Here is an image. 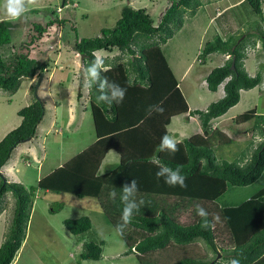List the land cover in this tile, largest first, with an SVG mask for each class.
Returning <instances> with one entry per match:
<instances>
[{"label":"rangeland","instance_id":"obj_1","mask_svg":"<svg viewBox=\"0 0 264 264\" xmlns=\"http://www.w3.org/2000/svg\"><path fill=\"white\" fill-rule=\"evenodd\" d=\"M169 1L37 0L36 4L30 7L29 12L16 21L10 20L3 12H0V22L7 21L12 34V44L8 47L15 46L22 54L29 51L26 46L32 40V35L37 36V33H34V24L46 26L50 20H58V18L72 20V23L62 27L55 25L44 34L40 42L32 46L36 49L32 56L40 62L48 63L51 70L43 74L38 90L40 99L46 104V115L38 127L35 138L20 144L15 149L11 161L1 170L8 182L20 183L28 190L40 187L38 180L41 177L59 169L60 165L66 166L67 161L81 154L85 148L92 146L96 139L101 137L98 123L93 115V107L96 105L91 101L90 88H84L83 98H78L79 86L83 84L84 64L83 58L73 49L76 39L78 37L80 39L96 38L101 35L102 30L114 28L121 17L122 9L128 5L135 9H147L155 26H158L162 15L169 7ZM242 1L245 0H197L190 9L186 10L182 27L174 29L173 37L158 48L156 54L161 57L157 55L161 60L155 62L154 56L149 57L150 63L154 62L152 69L156 68L160 80L163 78L162 86L157 93L161 96L166 92L170 94V98H166L168 101L166 106L173 108L175 112L173 117L169 120L167 116H171L170 114L164 117L165 127L164 119L163 122L161 120L159 126L161 134L151 135L145 126L138 131L134 128H130L132 131L127 129L129 130L128 140L136 141L142 133V139L139 137L138 143L140 147L135 150L139 151L128 152L126 156L130 162L135 163H131L130 171L121 173L118 187L115 181L109 182V185L102 184L104 193L101 199L97 198L95 193H89L90 190L86 188L90 189L93 183L87 182L86 179L81 180L85 186L78 184L76 187L83 188L84 190H78V192L88 196L82 200L68 194L70 192L66 190L61 195L45 190L39 191L34 201L27 238L12 264H176L189 258L206 260L216 258V255L201 242L189 246L172 244L164 250L148 255L127 254L130 247L136 246L148 236L146 232L129 225L122 235L116 231V225L121 222L124 207L120 199L122 187L126 182L130 183L136 178L139 188L136 199L137 201L143 200L144 204L141 205L139 211L134 212L133 216L149 218L158 216L164 211L176 223L189 226L197 223L201 218L196 212V205L199 204L207 209L212 220L215 216L219 217L218 221H213L215 223L213 232L219 248L229 250L234 247L233 236L222 216V204L217 201L221 193L219 190L212 191L213 186L217 189L216 184H211L209 178L196 177L194 181H188L190 185L185 182L186 187L169 186L164 183L163 178L158 180L156 177L158 167L161 166L156 159L152 158L153 161L149 162L145 159L153 157L157 151L156 145L155 147L154 144L152 147L149 146L152 136L158 139L159 143L165 133L174 136L178 140L179 149L175 153L183 154L185 138H191L197 134H199L197 137L203 135L200 121L195 116L188 115V112L204 110L210 103L222 97L221 88L217 93L209 91L206 79L214 69L221 67L220 61L223 59V54L214 53L206 59V63H203L200 58L201 52L208 42H214L218 36L228 40L240 34L242 37L239 43L243 42L244 49L249 46L246 50L248 59L246 62L248 61L250 65L249 73L254 76L261 74L263 82L253 90L243 91L241 102L216 122V126L234 142L232 145L220 146L217 151V160L243 166L252 159V149L258 145L253 140L258 133L254 128V121L237 125L230 120L251 110H257L259 115L264 116V42L262 39L264 36V0H262V16L253 14L249 5L231 7L236 3L239 5ZM64 2H67V6H64ZM229 7L233 8L230 17L226 20L229 23H220L214 19L218 14L229 10ZM257 41L260 42L259 48L256 46ZM23 44H26L25 49L20 50ZM43 51L46 52L44 55H42ZM100 54L102 57L106 56L103 53ZM115 55L120 56V53H113L111 56ZM128 58L129 56L125 55L118 63H127ZM122 67H106L107 71L103 74L110 81H116L122 75L124 68ZM40 78L38 75L33 79L24 78L16 93L0 90V142L21 125L22 118L18 114L19 111L38 100L35 88ZM141 98L142 101L137 99V104L141 102L137 105L138 112H135L133 106H127L125 121L127 125L133 123L136 116L142 115L145 107L143 103L150 102L148 93L145 95L142 93ZM98 109L96 106L95 111ZM120 109L124 110V107L121 105ZM158 117L152 120L157 121ZM196 142L199 143L198 140ZM123 151L117 152L115 148L107 151L104 154L105 158L97 162L100 170L98 176H102L103 170L111 164L122 163L120 167L124 168L127 160L122 158ZM173 154L163 151L160 157L179 162L180 160ZM81 158L82 156H78L72 165L69 164L70 176L68 178H60L67 174L66 171L60 170L58 173L60 176L55 179L66 183L73 177L72 175H84L81 172L87 169L89 163H82ZM73 165H76L74 171L71 169ZM95 175L97 177V174ZM79 182V178H73L72 183ZM58 187L63 188L60 183ZM224 188H227L224 194V204L243 203L264 190V173L251 186L231 187L226 184ZM108 191H110L109 197H105ZM112 192L116 193L115 198L110 195ZM104 197L105 200H103ZM14 209L15 199L9 192L6 194L3 208L0 211V246L10 232ZM84 216L92 221L91 231L81 236L72 235L65 228L64 221ZM100 232H103V236L98 234ZM89 242L104 243L100 261L81 258L84 245ZM219 259H222V254Z\"/></svg>","mask_w":264,"mask_h":264},{"label":"trees","instance_id":"obj_2","mask_svg":"<svg viewBox=\"0 0 264 264\" xmlns=\"http://www.w3.org/2000/svg\"><path fill=\"white\" fill-rule=\"evenodd\" d=\"M195 1L197 0H170L169 7L162 15L161 23L158 26H155V22L147 9H135L128 5L122 9L121 17L114 28L102 30L101 35L96 38L80 39L78 37L76 39L73 49L81 57L84 56L82 59L84 68L92 63L94 59L92 56L93 51L99 50L100 53L106 55L103 56L104 58L106 57V67H124H122V75L115 82L122 87L126 86L125 88L127 89L126 96L123 102L120 103L124 107V110H122L120 109L121 105L116 103L111 105L103 102L98 103L96 100L99 95L97 87L93 85L90 88L91 101L99 108L98 111H95L96 106L93 107V115L98 123V131L99 135L101 133V137L97 138V141L90 147L86 158L81 159L82 163L87 160L90 165L88 169L82 172L84 176L72 175L73 177L68 182L63 183L62 180L55 179L60 176L58 174L60 170L67 172L66 175H62L63 177L60 178H68L70 176L68 169L62 168L56 170L49 179L38 182L40 187H33L30 190L20 183L8 182L2 176L1 170L11 160L15 149L20 144L27 142L30 138H35L38 127L46 115V104L40 99L19 111L18 114L22 118L21 125L0 142V211L3 208L7 193L10 192L15 199L11 229L0 246V264H12L23 246L27 238L34 199L39 191L45 190L46 192L61 195L66 190L70 192L68 194L82 200L88 198V196L78 192V190H84L83 188L76 187L78 184L80 186L81 184L84 185L81 180L86 179L87 182L93 183L90 189H86L90 190L89 193H95V196L101 199L105 183L109 185V182L115 181V185L118 187L121 173L130 171L131 163H135L134 161L130 162L126 156L128 152L136 153L139 151L135 150L140 147L138 143L142 139V133L139 136L140 139L137 137L136 141L134 139L128 140L127 134L129 130L127 129L134 128L135 131H138V129L145 126L149 129L151 135L161 134L159 131L161 120L163 122L167 114L171 115L167 116V120L171 119L175 112L173 108L166 106L168 103L166 98H170V94L166 92L165 95L161 96L157 93V90L162 86L161 80L163 78L160 80L156 68L152 69L154 62L150 63L149 57L154 56L155 62L161 60L159 59L160 56L156 54L157 50H159L158 48L173 37L174 29L182 27L186 10L190 9ZM245 3L251 7L253 14L263 15L262 0H246ZM64 6H67V2H64ZM232 11L233 8L223 12L220 11L222 13L219 12L220 14L215 16L214 19L220 23H229L226 20L230 17ZM68 23H72V20L58 18V20H50L46 26L34 24V33H37V36L35 34L32 35L30 43H27V46L26 44L21 46L20 50L25 49V46L29 50L27 53L22 54L15 46L8 47L12 44L10 26L7 21H1L0 50H4V52L0 51V90L16 93L24 78L33 79L36 75L40 78L41 74L51 72L48 63L40 62L32 56L36 50L32 46L40 42L44 34L55 25L62 27ZM73 28L77 32L75 24H73ZM241 37L240 34L224 40L218 36L214 42H208L201 52L200 58L203 63H206V59L214 53L220 52L231 56L224 66L214 69L206 79L209 91L217 93L220 86L230 78L224 86V97L212 102L206 109L195 110L190 114L196 116L200 121L203 135L197 137L199 136L197 134L183 140L185 152L183 154H180V152L173 154L180 160V163L160 157L163 151L158 149L159 140L152 136L149 146L152 147L154 144L155 147L156 145L157 151L153 157L145 159L148 162L153 161L151 160L152 158L156 159V162L161 166L172 168L181 166L182 174L186 177L185 182L188 185H190L188 181H194L196 177L209 178L211 184H216L217 189L213 186L212 191L219 190L221 193L217 197V201L222 204V216L233 236L234 247L229 250L219 248L213 228H205L202 218L193 225L184 226L176 223L168 214L162 211L155 217H132L129 226L146 232L148 236L136 246L130 247L127 254L139 253L148 255L155 251L164 250L172 244L189 246L193 243L201 242L216 255V258L212 260L189 258L176 264H228V261L232 258L239 259L240 264H264V190L240 204L228 205L223 202L225 199L224 194L227 190V188H224L226 184L231 187H248L262 177L264 173V143L258 144L254 150L252 149V159L244 166L217 160V151L220 146L231 145L234 142L224 131L222 132L216 126V122L241 102L242 90L250 91L255 89L261 84L263 79L260 74L252 77L247 72L244 64L246 49L243 47V42L239 43ZM262 39L264 42V36ZM118 52L121 57L118 55L111 56L113 53ZM45 53L43 51L42 55ZM122 54L123 56H129L127 63H118L123 58ZM234 60L235 70H232L231 67ZM102 75L106 76L103 73ZM83 88V84H80L79 99L83 98ZM142 93L144 95L145 93L150 94V102L148 104L143 103L145 107L142 115L136 116L135 121L127 125L124 120H121V116H126L128 112L127 106H133L135 112H138L137 105L141 102L137 104V99L142 101ZM136 94L138 95L134 96ZM130 98L131 100H129ZM153 105H161L164 111L162 113L152 111L149 114L148 109ZM156 116H159V120L153 121L152 119ZM232 121L237 125L254 121L255 130L264 137V116L259 115L257 110L245 112L237 118H232L230 122ZM124 122L125 124H123ZM164 123L165 127L166 123ZM130 131L132 130L130 129ZM112 148H115L117 152L124 150L122 158L127 160V162L125 161L124 168L120 167L122 163L106 166V169L103 170V175L98 176L100 170L97 162L101 161L102 158L104 159V154ZM131 148L135 149L132 150ZM150 149L152 150V148ZM75 168L76 165L71 166L72 171ZM95 174H97V177ZM74 177L79 178L80 182L72 183ZM59 183L64 189L58 187ZM222 185L224 186L222 187ZM109 192L106 193L105 197L108 196ZM105 197L103 200H105ZM208 220L213 221L210 216ZM64 226L72 235L81 236L91 231L92 221L87 216L75 220L67 219L64 221ZM103 245L104 243H86L81 258L83 260L100 261L103 254ZM221 254L222 259H219Z\"/></svg>","mask_w":264,"mask_h":264},{"label":"clouds","instance_id":"obj_3","mask_svg":"<svg viewBox=\"0 0 264 264\" xmlns=\"http://www.w3.org/2000/svg\"><path fill=\"white\" fill-rule=\"evenodd\" d=\"M36 2L37 0H2V2H0V12H3V14L7 16L10 20L16 21V20L23 18L29 12L30 7L35 5ZM256 46L257 48L260 47L259 41H257ZM92 56L94 57L92 63L89 66L82 69L84 88H91L93 87V85L97 87L99 91V95L96 97V100L98 103L103 102L109 105L113 103H116V104L122 103L126 96L127 89L125 87H122L120 84L116 83L115 81H110L106 76L102 75V73L107 71V68L105 64V58L101 56L99 50L93 51ZM229 80L230 78L227 79L223 83L224 86ZM222 89H223L222 97H224L225 95L224 88ZM242 91H245V90H242ZM38 96H39V93H38ZM152 111H157V112L162 113L164 109L161 105H153V106H150L148 109L149 114H151ZM32 140L33 138H30L28 141H32ZM253 140H254V143H257V144L264 143V137H262L259 133H257L253 137ZM256 147H254L253 150ZM158 149L160 151H167L169 153H175L179 150L178 140L174 136H171L165 133L160 139V144L158 145ZM156 177L158 180L163 178L164 183L169 186L179 185L180 187H186V184H185L186 177L182 174L181 166H178L176 168H172L169 166H159L156 172ZM138 191H139L138 183L135 179H132L130 183L126 182L122 187V194L120 196V199L122 203L124 204V207H123V211L121 215V222L116 225V231L120 233L121 235L124 233L127 226L131 223V219L133 217L134 212L139 211L141 205L144 204L143 200L137 201L136 199V194ZM110 195L113 198H115L116 193L112 192ZM196 212H197V215L204 220L203 226L205 228H214L215 223L213 221L219 220V217L215 216L213 217V221H209L208 217L210 216V213L207 211V209H205L203 206L199 204L196 205ZM98 234L103 236V232H100ZM228 264H240V260L237 258H232L228 261Z\"/></svg>","mask_w":264,"mask_h":264},{"label":"crops","instance_id":"obj_4","mask_svg":"<svg viewBox=\"0 0 264 264\" xmlns=\"http://www.w3.org/2000/svg\"><path fill=\"white\" fill-rule=\"evenodd\" d=\"M246 1V0H245ZM245 1H242L239 5H238V3H236V4H233L231 7H233L234 6V8L235 7H237V6H241V5H248L247 3H245ZM237 5V6H236ZM231 7H229V8H231ZM250 7V6H249ZM251 8V7H250ZM249 47V46H248ZM248 47H246V50H247V48ZM249 55V54H248ZM230 59V55L229 54H224L223 55V59L220 61V64H221V66H224L225 64H226V62L228 61ZM246 60H248L247 59V55H246V59H245V61H244V64H245V67L247 68V71H248V73H249V70H248V68H249V64L246 62ZM259 71V70H258ZM253 72V71H252ZM249 75H250V73H249ZM261 75V74H260ZM250 76H252V77H254V75L252 74V75H250ZM256 76V75H255ZM263 78V77H262ZM262 82H263V79H262ZM222 88H224V84L221 86V96H223V89ZM180 89H181V87H180ZM243 92V91H242ZM242 92H241V94H242ZM220 99V98H219ZM185 100H186V102H187V99H186V97H185ZM187 104L189 105V103L187 102ZM211 104V103H210ZM209 104V105H210ZM208 105V106H209ZM207 106V107H208ZM235 108V107H234ZM192 111H195V110H191V111H189L188 112V115H190L191 113H192ZM192 116V115H191ZM196 117V116H195ZM124 118V119H123ZM126 116L125 117H123V116H121V119H123L124 121H126ZM197 118V117H196ZM121 121V120H120ZM123 124H125V122L123 123ZM96 141H97V139H96ZM95 141V142H96ZM94 142V143H95ZM93 143V144H94ZM91 147V146H90ZM90 147H87V148H85L84 149V151L81 153V154H79V155H76V156H74V157H72L71 158V160H69V161H67V165L66 166H62V165H60V167H59V169H62V168H69V164L71 163V165H72V163H74L73 161H75V159L78 157V156H82V158L81 159H85L86 158V155L88 154V150L90 149ZM29 150V149H28ZM174 157H176V156H174ZM88 163V161L87 160H84V164H87ZM62 166V167H61ZM88 167H90V165L88 164V166H87V169H88ZM59 169H57V170H59ZM56 172V170L54 171V172H50L48 175H46V176H43V177H41V179H39L38 180V182L39 181H43V180H47V178L49 179V177L50 176H52L54 173ZM82 173V172H81ZM77 175V174H76ZM77 176H81V174H79V175H77ZM84 176V175H83ZM89 180V179H88ZM225 225H226V223H225Z\"/></svg>","mask_w":264,"mask_h":264},{"label":"water","instance_id":"obj_5","mask_svg":"<svg viewBox=\"0 0 264 264\" xmlns=\"http://www.w3.org/2000/svg\"><path fill=\"white\" fill-rule=\"evenodd\" d=\"M82 58H84V56H82ZM231 68H232V70H235V60L233 61ZM42 80H43V74H41L40 81H39V83L37 84V86L35 88V93H36V96H37L38 100H40L39 96H38V90H39V86H40Z\"/></svg>","mask_w":264,"mask_h":264}]
</instances>
